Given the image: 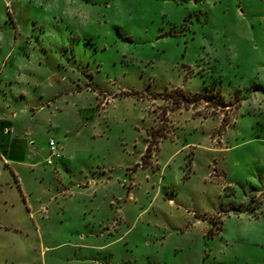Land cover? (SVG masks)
<instances>
[{
    "label": "rangeland",
    "instance_id": "rangeland-1",
    "mask_svg": "<svg viewBox=\"0 0 264 264\" xmlns=\"http://www.w3.org/2000/svg\"><path fill=\"white\" fill-rule=\"evenodd\" d=\"M1 71L0 264H264V0H0Z\"/></svg>",
    "mask_w": 264,
    "mask_h": 264
},
{
    "label": "crops",
    "instance_id": "crops-1",
    "mask_svg": "<svg viewBox=\"0 0 264 264\" xmlns=\"http://www.w3.org/2000/svg\"><path fill=\"white\" fill-rule=\"evenodd\" d=\"M6 66H4L5 68ZM3 71H1L0 75L2 74ZM22 141H10L8 139H6L5 137H3V135L0 134V149L1 150H5L6 148H9L10 150L6 152V158H8V160H11L12 158H15L18 149H19V153H22L21 151V146H22ZM24 152V151H23ZM62 155V153H61ZM61 159V158H60ZM59 159V160H60ZM57 163H55L56 165ZM88 185V183H86ZM5 206H8L7 203L4 204Z\"/></svg>",
    "mask_w": 264,
    "mask_h": 264
},
{
    "label": "built area",
    "instance_id": "built-area-1",
    "mask_svg": "<svg viewBox=\"0 0 264 264\" xmlns=\"http://www.w3.org/2000/svg\"><path fill=\"white\" fill-rule=\"evenodd\" d=\"M61 158V153L53 140L48 142V156L46 158V165H53L54 161Z\"/></svg>",
    "mask_w": 264,
    "mask_h": 264
},
{
    "label": "snow or ice",
    "instance_id": "snow-or-ice-1",
    "mask_svg": "<svg viewBox=\"0 0 264 264\" xmlns=\"http://www.w3.org/2000/svg\"><path fill=\"white\" fill-rule=\"evenodd\" d=\"M171 6H172V5H169V7H171ZM153 7L159 9L160 7H162V5L159 4V3H157V4H154ZM151 18H153V19H158L159 17H158V16H152Z\"/></svg>",
    "mask_w": 264,
    "mask_h": 264
}]
</instances>
